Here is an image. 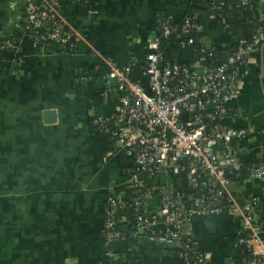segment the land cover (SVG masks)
Wrapping results in <instances>:
<instances>
[{
	"label": "crops",
	"instance_id": "crops-1",
	"mask_svg": "<svg viewBox=\"0 0 264 264\" xmlns=\"http://www.w3.org/2000/svg\"><path fill=\"white\" fill-rule=\"evenodd\" d=\"M85 1L65 6L69 29L85 39L68 52L53 45L35 49L21 29L22 1L0 0V264H107L100 239L104 207L109 196L126 190L133 164L95 121L111 119L121 96L116 80L106 81L111 66L125 69L131 57L143 64L149 39L158 35V17L181 25L192 15L201 26L197 44L215 61L249 42L257 23L264 24L262 0H246L239 12L230 0ZM212 4L221 7L223 23ZM14 37L18 48L2 49V42ZM163 48L169 60L196 59L176 39ZM130 77L143 79L141 68L132 69ZM229 107L232 114L224 125L252 131L233 146L242 170L232 192L257 198L264 216V183L250 177L252 165L264 162V46L243 65L240 91ZM150 185L175 196L187 190L183 176L162 175ZM177 201L186 208L181 198ZM130 221L124 214L125 227ZM191 227L208 264L244 261L246 253L236 245L240 217L227 212L195 216ZM141 235L122 250V259L183 264L177 252Z\"/></svg>",
	"mask_w": 264,
	"mask_h": 264
},
{
	"label": "built area",
	"instance_id": "built-area-1",
	"mask_svg": "<svg viewBox=\"0 0 264 264\" xmlns=\"http://www.w3.org/2000/svg\"><path fill=\"white\" fill-rule=\"evenodd\" d=\"M21 1V29L35 49L53 45L73 52L85 40L69 29L65 16L67 2L85 0ZM246 4L240 1L241 6ZM213 9L223 23L221 7L214 4ZM181 24L180 28L170 18L158 17V35L149 39L143 64L131 57L127 68L118 70L112 65L106 77L107 82L116 80L121 96L111 119L99 118L95 124L110 136L133 167L128 172L126 190L106 201L100 235L103 256L107 264H120L121 246L127 240L126 231L131 229L124 226L123 215L129 214L134 219V237L143 233L150 243L177 252L183 264H208L191 221L195 216L227 212L243 221L236 245L246 253L243 262L231 264H264L262 206L257 198L245 199L232 192L236 182L232 178L237 179L242 170L233 146L249 139L252 131L246 126L224 125L232 114L229 103L240 91L243 65L264 46V29H257L225 63L213 65L212 52L200 47L194 37L201 32L195 18L187 15ZM172 39L181 50L191 49L196 59L188 63L169 60L163 45ZM19 43L14 37L2 42L1 47L15 51ZM136 66L141 68L143 79L130 77ZM108 96V92L103 94L106 100ZM162 175L176 179L183 176L187 190L175 196L152 187L150 181ZM250 177L264 183V162L252 165ZM178 198L187 203L186 208L178 204Z\"/></svg>",
	"mask_w": 264,
	"mask_h": 264
},
{
	"label": "trees",
	"instance_id": "trees-1",
	"mask_svg": "<svg viewBox=\"0 0 264 264\" xmlns=\"http://www.w3.org/2000/svg\"><path fill=\"white\" fill-rule=\"evenodd\" d=\"M240 1H242V0H230L229 1V5L230 6H232V8L235 10V11H241V10H244L246 7H247V5L248 4H246V6H241L240 5ZM246 1V0H245ZM83 2H81V3H79V4H82ZM198 21V20H197ZM198 24H199V22H197ZM222 26V25H221ZM180 28L181 27H183V24H181L180 26H179ZM180 28H179V32H180ZM259 28H263L264 29V24L263 23H260V22H258L257 23V29H259ZM16 35H19V34H16ZM200 35H201V33L200 32H198V33H194V37L197 39L198 37H200ZM165 45V44H164ZM164 45H163V47H164ZM237 49H238V47H235V48H233V49H231V51H229L225 56H223V58L221 59V60H219V61H215V60H213L212 61V64L213 65H221V64H223V63H225L227 60H228V58L229 57H231L234 53H235V51H237ZM191 49H188V51H190ZM232 180L233 181H236V179L235 178H232ZM128 209H129V211L130 212H132L133 211V208H131L130 206H128ZM128 211V210H127ZM134 221V219L132 218L131 219V221H130V223L128 224V227H129V231H126V233L128 234V237H127V240L124 242V243H122V246H121V248H125V247H127V246H130V245H132V244H135L141 237H142V235H138L137 237L135 236H133V234H134V230L132 229V227H134L133 226V224H132V222ZM100 239H101V241H102V237H100ZM120 264H130L129 263V261H125L124 259H121V262H120ZM131 264H133V263H131Z\"/></svg>",
	"mask_w": 264,
	"mask_h": 264
},
{
	"label": "water",
	"instance_id": "water-1",
	"mask_svg": "<svg viewBox=\"0 0 264 264\" xmlns=\"http://www.w3.org/2000/svg\"><path fill=\"white\" fill-rule=\"evenodd\" d=\"M110 82L111 83H115V80H111ZM47 115H50V116L54 117V114H52V113H47Z\"/></svg>",
	"mask_w": 264,
	"mask_h": 264
}]
</instances>
